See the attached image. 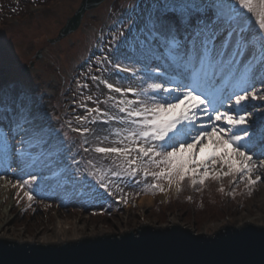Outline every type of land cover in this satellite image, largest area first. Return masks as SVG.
Instances as JSON below:
<instances>
[{
  "label": "snow or ice",
  "instance_id": "snow-or-ice-1",
  "mask_svg": "<svg viewBox=\"0 0 264 264\" xmlns=\"http://www.w3.org/2000/svg\"><path fill=\"white\" fill-rule=\"evenodd\" d=\"M135 9L126 31L113 34L110 56L97 64H110L117 74L140 73V84L123 87L92 75L109 94L84 96L88 85L81 84L78 106L86 113L74 118L77 127L65 121L81 147L90 144L84 152L101 154L86 162L87 176L78 180L64 163L68 133L54 128L32 94L14 83L0 87V170H12L13 163L21 171L29 162L47 166L52 180L79 185L74 195L97 200L122 192L121 184L165 192L166 182L177 193L185 181L200 191L197 186L222 177L256 185L264 175V113L249 107L264 102V0H137ZM98 122L108 125L107 134L90 127ZM70 159L78 171L81 161ZM29 177L6 185L27 188L31 202L38 176Z\"/></svg>",
  "mask_w": 264,
  "mask_h": 264
},
{
  "label": "rangeland",
  "instance_id": "rangeland-1",
  "mask_svg": "<svg viewBox=\"0 0 264 264\" xmlns=\"http://www.w3.org/2000/svg\"><path fill=\"white\" fill-rule=\"evenodd\" d=\"M80 1L6 0L9 5L8 8L5 6L6 9L2 8L3 4L0 1V16L3 18H0V85L2 88H6L9 84L14 83L17 90H28L38 109L46 113L51 125L62 133L69 130L65 121L72 120L73 127H77L74 118L86 113L84 108L78 106L81 96L77 89L81 84L88 85L87 88L81 89L84 96L92 95L94 98L104 100L109 94V90L104 84L99 81L93 83L90 76H100L112 83L119 81L123 87L140 84L138 78L140 73L135 77L130 72L117 74L112 70L110 64H97L98 59L102 60L105 55L110 56L109 46L107 50H101L107 44L108 39H105V33L109 32L110 24L115 27V33L123 29L124 26L127 29L130 18H135L137 15L138 10L135 9L137 0L133 1L134 5L131 7L127 5L126 0H103L94 9L85 12L77 30L57 43H49L48 40L56 36L66 19L77 9ZM31 4L33 5L30 8ZM22 9H27V14L19 13ZM125 14L126 18L123 19L122 16ZM38 51L40 57L35 60ZM91 51L96 54L91 56ZM31 62H33L32 66ZM24 66H27L28 69L24 70ZM93 66L99 67L101 71H97V68L95 69ZM75 69H80L76 77L73 72ZM6 75L9 76V79L2 80ZM120 77H126L127 83L121 82ZM70 85L74 95L67 91V86ZM256 87H261L259 82ZM129 97L132 98L131 94ZM86 103L89 107L95 106L90 101H86ZM252 104L255 105V108L249 107L250 111H253L254 114L264 113V102L258 100L253 101ZM100 107L103 109L105 105L100 104ZM90 127L97 129V135L107 134L108 125L98 122ZM81 141V137L76 141L75 138L68 136L66 146L71 151L64 157V163L65 159L71 156H75L78 161H81L78 171L72 161L70 162L73 175L78 180L82 176H87L86 162L101 155L91 151L84 152L83 148L90 147V144L81 147ZM22 167L23 171H21V166L13 163L12 170L7 172L0 170V176L5 177V179H0V187L5 189V196L3 200L0 199L2 201L0 217H6L9 236L25 242H38L37 240L42 238L52 240L57 232H63L62 235L65 234L64 236L69 237H74V235L92 237L102 234L99 233L100 229L105 231L103 234H119L136 229L142 224L169 226L174 223L168 221L171 217L181 227L196 233L209 234L212 229L223 227L228 224V221H234L236 217H244L248 220L247 222L252 223L251 217H257L258 213L264 212V175H262L261 181L254 186H247L245 182L233 184L230 182L231 177H222L219 181L209 179L205 182V187L200 188V191L190 188L187 193V202L182 204L171 200L176 191L174 188L169 189L166 182H161L166 189L165 192L150 191L153 197L143 194V184L137 190L121 184L120 187L123 191L115 192V195L112 196L120 202V205L112 213H105L104 211H89L90 209L85 211L76 206H65L64 208L58 204L56 198L59 195H64L65 198L75 187L80 190L79 185L64 183L62 179L59 184V193L51 195V198L40 196L30 202L26 197L22 198V194L28 190L27 188L18 190L19 196L16 193L13 194L14 188L11 184L6 185V181L11 180L12 183H15L19 175L27 171L31 164L29 162ZM44 167L49 169L47 166ZM55 167L56 165L53 164L52 168ZM39 169H34V171ZM61 171H63V166H61ZM256 174H253V179ZM88 179L91 181V177ZM39 181H42V178L36 182ZM92 182L94 183V181ZM153 182L152 177L147 178V183ZM210 182L212 185L208 186ZM46 187H48L46 189L48 191L51 185H46ZM221 187L224 188L222 194L219 190ZM233 188H235L234 192ZM250 188L251 194H249ZM100 190L103 192L102 189ZM120 196H126L128 203L124 204L119 199ZM213 196L218 198L215 203L218 209L204 211L209 199H217ZM141 197H149L151 204L139 206L138 200ZM73 198L87 199L80 196ZM29 204L31 207L28 206ZM261 226L264 227V220L261 221ZM83 237L85 236L80 238Z\"/></svg>",
  "mask_w": 264,
  "mask_h": 264
},
{
  "label": "water",
  "instance_id": "water-1",
  "mask_svg": "<svg viewBox=\"0 0 264 264\" xmlns=\"http://www.w3.org/2000/svg\"><path fill=\"white\" fill-rule=\"evenodd\" d=\"M102 1L81 0L49 43L74 32L85 12ZM39 57L38 51L35 60ZM220 228L203 234L175 224H142L119 234L58 244L0 239V264H264V227L245 223Z\"/></svg>",
  "mask_w": 264,
  "mask_h": 264
},
{
  "label": "trees",
  "instance_id": "trees-1",
  "mask_svg": "<svg viewBox=\"0 0 264 264\" xmlns=\"http://www.w3.org/2000/svg\"><path fill=\"white\" fill-rule=\"evenodd\" d=\"M1 1V4H3V6H2V8L3 9H6V7L8 6V4L4 1V0H0ZM6 6V7H5ZM21 14H27L26 13V10L23 12V13H21ZM5 22V21H4ZM110 26L111 27H113L111 24H110ZM94 52L93 51H91V54H93ZM153 64H156L155 62L153 63ZM152 64V65H153ZM151 65V66H152ZM138 67H141L140 65H138ZM8 77V78H7ZM9 79V76L8 75H6L5 77H3L2 78V80H6V79ZM11 80V79H10ZM1 81V80H0ZM123 81H125V80H123ZM149 82H151V81H149ZM66 132L68 133V136H70V137H73V138H75V140L76 141H78L79 140V135L77 134V133H74V132H72L70 129L69 130H66ZM72 157V156H71ZM72 160L70 159V157L69 158H67V160H66V163H70ZM20 180H22V177L20 178ZM39 185H41V184H39ZM142 184H140L139 186H131V185H129L131 188H133V189H135V190H137V189H139L140 188V186H141ZM184 185V188H183V190H182V192L179 194V196H178V198H177V200L175 201L176 203H180L181 202V204L182 203H185V202H187V191H188V189L191 187L190 185H189V183L187 182V181H185V183L183 184ZM212 185V182H210L209 183V185L208 186H211ZM38 185H36V184H34L33 185V189L35 188V187H37ZM54 186H56L55 187V190L57 191V183H55L54 184ZM203 187H205V185L203 186ZM33 189H32V191H33ZM38 193L40 194V195H44V196H47L46 194H43L44 192H43V190H41V186L40 187H38ZM143 192H145V191H143ZM147 192H150V191H147ZM152 192V191H151ZM220 194H221V192H220ZM220 194H219V196H220ZM213 197H215V198H217L216 196H213ZM185 198V199H184ZM105 200H106V202H105ZM208 200V199H207ZM218 200V198L216 199V200H214V199H209L208 201H207V205H206V209H204V211L205 210H213V211H216L218 208L216 207V201ZM95 201V202H94ZM59 202H61L62 203V200L61 199H59ZM67 203L65 204L64 203V206H78V207H81V208H87L88 210L90 209H94V210H107V211H110L112 208H115L116 206L114 205V203L112 202V200H110V199H108V197H105L104 196V198H102V199H95V200H92V201H90L89 203H86V202H84V201H82V200H78V201H76V200H73V199H71V200H69V201H66ZM175 203V204H176Z\"/></svg>",
  "mask_w": 264,
  "mask_h": 264
},
{
  "label": "bare ground",
  "instance_id": "bare-ground-1",
  "mask_svg": "<svg viewBox=\"0 0 264 264\" xmlns=\"http://www.w3.org/2000/svg\"><path fill=\"white\" fill-rule=\"evenodd\" d=\"M262 181H263V179H262ZM4 193H5V189L0 187V196L3 195V197H0V199L2 198V200H3L4 196H5ZM1 202L2 201L0 200V203ZM149 204H151V201H150L149 197H141L138 200V205L139 206H141V205L146 206V205H149ZM4 213H6V212H4ZM257 215H258L257 217H255V216L251 217V219H252V223L251 224L256 225V226H261V221L264 220V212L258 213ZM169 219H170V220H168L169 222H174L173 224L178 225V223H176V221L173 220V217H171ZM247 221L248 220L246 218H244V217H236V219L234 221H231V222L228 221L227 222L228 224H225L224 226L241 227V226L245 225V223H249ZM8 229L9 228L7 226L6 217L5 216H1L0 217V239H2V240H11V241L12 240H16L18 242H22V240H20L18 238H14L11 235L9 236V230ZM219 229H221V228L220 227L219 228L216 227V228L212 229L211 230L212 232L209 233V234H212V233H214L215 231H217ZM104 232L105 231L100 229L99 233H102V234H96L95 236L104 235L103 234ZM62 233L63 232H57L55 234V237H53L52 240L49 239V238H42L43 240L40 239V240H37V241L39 243H54V244H58V243H62V242H67V241H72V240H75V239H79L82 236H85V237L87 236V235H82V236L74 235V237H69V236H64L65 234L62 235ZM92 237H94V236H92Z\"/></svg>",
  "mask_w": 264,
  "mask_h": 264
}]
</instances>
